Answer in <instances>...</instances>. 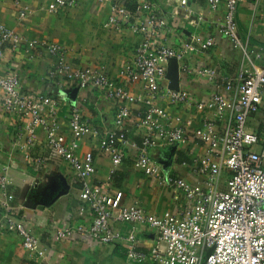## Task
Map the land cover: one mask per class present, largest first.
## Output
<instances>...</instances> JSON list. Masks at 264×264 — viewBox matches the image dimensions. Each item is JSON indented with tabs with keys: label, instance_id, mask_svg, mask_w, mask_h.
Masks as SVG:
<instances>
[{
	"label": "built area",
	"instance_id": "obj_1",
	"mask_svg": "<svg viewBox=\"0 0 264 264\" xmlns=\"http://www.w3.org/2000/svg\"><path fill=\"white\" fill-rule=\"evenodd\" d=\"M97 1L110 6L104 28L129 27L140 39L117 79H111L101 66L73 67L67 50L59 45L26 41L18 32L0 29V69L7 53L23 45L26 52L51 58L48 87L62 89L69 83L77 90L96 89L116 103L113 125L105 131L83 119L80 103L72 105L68 110L70 139H66L58 132L60 103L56 97L48 93L25 95L16 73L0 74L4 113L16 116L19 122L29 120L24 141L16 143L18 150L29 161L36 130L40 129L43 147L49 152V158L42 160L43 167L50 159L65 162L79 185V211L90 213L88 226H66L58 231V238L86 235L101 246L122 244L128 264H264V148L255 150L260 137L247 127L248 120L264 107V48L252 50L242 42L236 21L240 0H206L213 12L224 9L216 35L239 54L240 63L232 75L224 74L218 65L193 67L186 63L191 56L207 55L216 44L214 37L188 33L172 47L166 42L172 31L168 19L147 0ZM187 1L180 0L182 6ZM73 6L71 0H53L47 12L55 15ZM26 12L27 8H20L19 18ZM173 70L176 79H172ZM192 77L216 89L207 101H196L181 87V78ZM120 82L140 84L141 94L133 95ZM135 104L143 108L131 113L129 107ZM180 106L203 113L201 127L189 132L180 117L170 115L169 107ZM84 139L95 140L114 167L121 165L128 152L135 151L133 168L161 187L179 191L185 204L157 216L145 212L138 203L123 205L121 193L109 196L93 184L96 168L92 152L79 153ZM191 141L203 148V154L190 165L202 179L198 183L166 174L156 155ZM10 188L8 166H4L0 169V229L15 233L24 251L36 252L39 239L13 217ZM114 223L147 227L156 234L154 246L147 253L141 251L134 231L123 234Z\"/></svg>",
	"mask_w": 264,
	"mask_h": 264
},
{
	"label": "crops",
	"instance_id": "obj_2",
	"mask_svg": "<svg viewBox=\"0 0 264 264\" xmlns=\"http://www.w3.org/2000/svg\"><path fill=\"white\" fill-rule=\"evenodd\" d=\"M52 1L0 0V29L18 32L26 41L39 40L59 45L67 50L68 61L73 67L101 66L111 79H117L119 71L133 58L134 48L140 39L129 27L104 28L110 15L108 4L97 0H71L73 7L53 15L47 12ZM147 1L159 11L158 14L168 19L172 31L166 42L172 47H177L188 33L214 37L216 44L207 55L191 56L186 63L193 67L218 65L226 75L236 71L240 63L239 54L226 39L216 35V27L223 19V8L213 12L206 0H188L184 6L180 0ZM20 8H27L23 19L19 18ZM236 21L239 36L249 49L264 48V0H240ZM6 57L0 74L16 73L25 95L35 97L48 93L58 99V132L66 139H70L68 110L76 103L81 104L83 119L90 125L100 131L112 127L116 103L107 100L100 91L77 90L74 84L69 83H65L62 89L48 87L52 65L50 57L26 52L23 45L16 52L7 53ZM179 83L198 102L207 101L216 91L205 81L193 77L181 78ZM119 84L133 95L141 94L140 84ZM129 108L131 113H135L143 107L135 104ZM169 112L172 117H180L189 132L201 127L204 118L203 113L190 106L169 107ZM28 124L27 118L19 122L16 116L4 113L0 95V169L8 166L13 217L23 222L40 241L36 252H26L15 233L0 229V264H128L122 244L101 246L86 235L65 240L58 238V231L66 226H88L90 213L87 209L79 211V185L65 162L50 159L43 167L42 160L49 158V152L43 147L44 134L40 129L36 130L30 160L24 159V153L18 150L16 143L24 141ZM247 127L260 137L255 150L264 148V107L248 120ZM86 151H91L94 157L96 171L93 184L109 196L121 193L123 205L138 203L148 214L160 216L185 204L179 191L161 187L153 178L133 168L135 151L128 152L118 167L113 166L107 153L98 149L95 140L81 141L79 153ZM202 154V146L192 141L156 152L166 174L179 176L191 183L202 180L190 169L192 161ZM222 180L224 182L225 177ZM113 226L123 234L134 231L138 247L145 253L155 244L156 234L147 227L119 223Z\"/></svg>",
	"mask_w": 264,
	"mask_h": 264
},
{
	"label": "water",
	"instance_id": "obj_3",
	"mask_svg": "<svg viewBox=\"0 0 264 264\" xmlns=\"http://www.w3.org/2000/svg\"><path fill=\"white\" fill-rule=\"evenodd\" d=\"M171 75H172V79H176L175 70H173V71L171 72Z\"/></svg>",
	"mask_w": 264,
	"mask_h": 264
},
{
	"label": "trees",
	"instance_id": "obj_4",
	"mask_svg": "<svg viewBox=\"0 0 264 264\" xmlns=\"http://www.w3.org/2000/svg\"><path fill=\"white\" fill-rule=\"evenodd\" d=\"M131 9V7L129 8V10ZM131 11H133V10H131Z\"/></svg>",
	"mask_w": 264,
	"mask_h": 264
}]
</instances>
